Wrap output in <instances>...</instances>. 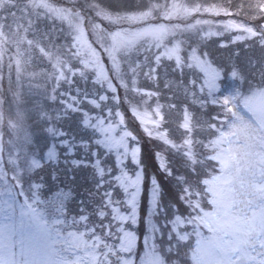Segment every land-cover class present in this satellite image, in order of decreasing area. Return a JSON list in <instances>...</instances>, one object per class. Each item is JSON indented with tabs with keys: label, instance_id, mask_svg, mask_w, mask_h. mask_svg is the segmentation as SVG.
<instances>
[{
	"label": "rangeland",
	"instance_id": "374dc122",
	"mask_svg": "<svg viewBox=\"0 0 264 264\" xmlns=\"http://www.w3.org/2000/svg\"><path fill=\"white\" fill-rule=\"evenodd\" d=\"M116 1L12 0L22 30L18 42L14 36H0V176H4L0 178V261L117 264L119 256L130 255L134 264H147L153 255H160V242L154 243L151 237L147 244L142 242L140 251L136 252V244L132 253H121L117 243L104 242L105 234L83 231L71 220L66 221L61 210L54 220L56 228H51L41 206L33 207L37 198L26 197L32 192L30 183L23 184L21 178L24 169L41 167L35 155L26 156L28 146L46 149L55 135V126L43 116L50 102L55 103V114L61 113L58 135L60 129L87 130L113 151L119 168L124 170L118 174L117 188L123 189L129 200L135 199L130 190L139 188L140 175L132 178L122 164L138 157L140 148L132 142V137L139 139L136 133L164 144L157 148L161 160H167L166 149L175 152L183 148L189 162H195L190 152L198 147L189 138L177 141L174 132L163 128L169 112L161 101L164 90L150 83L147 74L158 78L176 96L184 95L196 103L201 118L212 111L213 119L223 121L221 128L214 123L213 131H207L215 144L211 147L216 163L204 179L203 202L208 204L201 208L199 224L203 229L196 227L195 244L188 252L192 264H264L260 255L264 253V77L247 70L242 74L238 66L248 65L247 58L254 65L257 61L264 65V55L256 58L252 48L260 40L249 39L256 35L255 29L238 17L243 3L249 7L250 1L149 0L144 4L142 0H123V8H114ZM251 5V13L264 11V0H252ZM28 27L33 32L30 37L26 34ZM229 40L244 41L242 64L224 60L229 51L223 47ZM152 44L155 57L164 56L169 62L153 68L161 66L159 76L152 69L145 74V63L139 57L142 45ZM172 72L180 75L171 76ZM175 76L180 79L172 78ZM245 83L246 89L239 88ZM121 104L132 111V124ZM220 105L228 112L221 115L212 110ZM34 111L40 116L36 126L31 124ZM70 115L81 116L82 124L75 127ZM183 126L190 128L187 116ZM135 127L141 132H135ZM37 129L44 134L38 135ZM141 168L145 180L147 171ZM19 185L23 194L13 189ZM113 210L117 220H122V214ZM185 224L183 220L174 229L180 241L189 237L188 232L179 230ZM63 228L70 233H63ZM64 240L70 244L66 246ZM167 243L163 241V245ZM109 248L117 252L116 258L109 259ZM182 257L179 255L174 264H186Z\"/></svg>",
	"mask_w": 264,
	"mask_h": 264
},
{
	"label": "trees",
	"instance_id": "16d2710c",
	"mask_svg": "<svg viewBox=\"0 0 264 264\" xmlns=\"http://www.w3.org/2000/svg\"><path fill=\"white\" fill-rule=\"evenodd\" d=\"M123 0H118L115 3L114 8L116 6L123 8V4L121 3ZM241 1L242 0H237ZM245 7L246 5L243 3L240 13H238V17H240V21L249 24L250 27L255 29L256 35L250 37L251 40H264V11L258 12L255 10L256 13H251L253 10V6ZM15 2V1H14ZM14 2L12 0H0V36H6L9 38H12L13 36L16 38H13L15 41H20L21 38V20L19 23H17V14L14 11ZM130 2H136L135 0H131ZM142 2L148 3L149 0H142ZM262 2V1H260ZM107 3V2H103ZM254 3V2H253ZM112 3H110L111 5ZM247 4V3H246ZM245 5V6H244ZM254 5V4H253ZM258 5V3H257ZM112 6V5H111ZM145 7L144 5H140L139 8ZM233 8V7H232ZM31 27H28V31L26 32L27 37L32 36ZM20 33V34H19ZM258 34V35H257ZM44 37V35H43ZM220 39H217V42H221ZM259 41V42H260ZM244 42V41H243ZM243 42L240 41H227V44L223 49L226 51H229V55H224V60L231 59V61L235 63L242 64L240 61H242L243 57L241 55V46L244 45ZM257 43V50L253 46L256 53V58H261L264 55V43L260 44ZM143 49L140 50V60L145 63L144 68L148 67L147 69H142L145 73L148 70L152 69V72L154 75L159 76L161 74V66H159V69L153 70L156 65L165 64L168 65L169 62H167V59H164V56L158 57V59L155 57V51H152L153 44L152 45H142ZM222 47V46H218ZM229 47V48H228ZM236 49V53L233 54V50ZM264 58V56L262 57ZM139 59V58H138ZM137 59V60H138ZM248 65H238L242 69L240 72L243 74V71H251L253 76H259L260 74L264 77V65L261 62H258L254 65L251 58H247L245 61ZM163 66V65H162ZM178 71L181 70L179 67H177ZM151 73V72H150ZM183 73V72H182ZM146 74V73H145ZM172 75H180L179 72L177 73H170ZM184 75V74H183ZM150 83L157 84L159 89L161 88L164 90L162 94L161 101L164 104V108L168 109V113L166 112L165 118L163 119V128L165 130H170L171 133L174 132V136L176 140H183L189 138V142L192 141V145H195L198 147L195 152H190L191 156H195V162L191 161L189 162V159L187 157V154L185 153L186 149H180L175 152L168 151L166 149V158L167 162L169 164L168 171L172 174V178L168 176H164L161 169L158 168V154H157V148L158 146H163L164 144L156 140H152L151 138L144 136H140L136 133L139 139H136L132 137L133 143L137 144L139 146V152L137 159L139 160L138 167L144 166V169H146V177L144 180V193H145V200L142 203L140 209H139V225L138 227H135V230L138 234V242H137V250L140 251L142 248V242L143 237L145 235V223H144V217L147 210V202H146V196H147V190L149 187L148 178L155 176L159 178V181L164 189V201L165 203H168L169 201H174L176 204L180 205V211L185 212L189 211L191 213L190 216H186L184 218L186 224L181 226L180 229H183V233L188 232L189 237L184 241H180L179 233H176V238L179 240L176 242V244H173V247L171 251L176 252L177 249L179 250V255H182L183 257L180 259H184V261H188L186 264H189V262L192 264L193 261L188 257V252L191 250L194 246L193 237H195V230L198 226L199 228H202V225L199 224V219L201 217V208L204 205H207L208 203L203 202L205 200V197L203 194L205 193L206 185L204 184V179L207 176V174L213 170V166L215 165V160L212 158L215 151L212 149L211 145H215L212 141L213 137L208 138L207 131H213L211 128V124L215 125L218 128L222 127V120L213 119L215 117L212 115L214 112L209 111L206 114H203V117L199 116L202 111L200 110V107H197L196 103H193L189 101L188 98H186L184 95L179 97L176 96L171 90L168 89L167 86H164L162 82L157 81L158 78L150 77L146 74L145 77ZM176 80L180 79L175 77ZM185 78V77H184ZM152 79V80H151ZM162 79V78H161ZM148 82H145L146 85H151ZM248 83L243 84L242 86H239V88L246 89V86ZM256 86L254 85V88ZM160 89V91H161ZM176 89H178L176 87ZM181 89V88H180ZM72 91V89H71ZM180 92L182 90H179ZM183 92V91H182ZM241 92V90H240ZM170 96H173L174 98L171 99ZM88 100V99H87ZM241 100V99H240ZM61 101V99H60ZM58 100L57 103H60ZM89 101V100H88ZM122 109V112H125L128 121L132 124V120H130V112L132 111L121 104L120 105ZM47 111L44 113V117L47 118L45 120L48 121L50 124L55 126V135H52L50 138L52 139L53 136H58L59 139H63V135H58L56 132V126L59 123L60 125V118L61 113L55 114V103H49L46 107ZM103 109V108H102ZM212 110H218L219 112H222L225 114L228 111H225L223 106L220 105L217 107H212ZM31 116L33 119L31 120V124H34L35 126L39 123L40 116L39 113H35V111L32 113ZM73 114V113H72ZM212 115V119L210 120ZM189 118L190 121V128H185L183 126V118L185 117ZM71 120L74 122L75 127H78V125H81V119L78 116L70 115ZM204 119V121H203ZM219 123V124H218ZM129 126V125H128ZM130 127V126H129ZM135 132H141L140 130L133 128ZM75 131V128H74ZM81 131V132H80ZM71 132V130L66 129L64 133H66L65 139H70L71 143H81L82 147L85 149V151L88 153V159L92 160L94 157L97 158V161L100 159L101 162L105 165V167L110 166V173L113 174L110 176L109 171H105V168H102L101 170L99 167H101L100 164L96 163L93 167L95 169V174H93L92 168H81L75 172V180L69 179V173L63 166L59 169V175L60 179L58 181H53L49 179V170L47 167H44L41 165L38 169H41L42 171L38 172V169H32L31 171H26L25 169L22 171V181L23 184H28V189H30L32 192L26 194V197H36L37 200H35L33 207L37 205L41 206V210L43 213L46 214V219L48 223L50 224L51 228H56L54 224V220H57L59 210L62 211L65 215V220L77 224L78 227H81V229L84 231H91L93 230L90 225L87 223L86 218H80L77 219V217L80 216V212L84 209L89 210V215H91V210L95 205L100 204L105 199V192L106 190L115 189L114 192L108 191L107 192V200L105 201L108 208H112V200H114V197L120 196V191L118 190L117 186L119 184L118 182V175L119 173H123L124 170L119 168V164H117L115 160V156L112 155V150H107L105 146L99 141V139L94 135L91 134V132L85 130H80ZM217 131V129H216ZM221 131V129L219 130ZM38 135L44 134L42 130L37 129L36 132ZM219 133V132H218ZM75 136L74 138H72ZM143 139V140H142ZM58 142V141H57ZM212 142V143H211ZM194 146V147H195ZM28 152L26 156L29 155H35L36 158L42 159L44 155L45 149L38 148L36 146L30 145L28 146ZM217 148V147H215ZM112 151V152H111ZM198 151V152H197ZM129 159V158H128ZM128 161V160H127ZM125 165V163L122 164V166ZM116 166L120 169V171H117ZM128 169H131V165H128ZM101 171V172H100ZM216 172H219V170H216ZM8 175V174H7ZM43 176L44 180L43 182L39 181V177ZM97 177H99V186ZM180 177H183V179H179ZM0 178H4V176H0ZM1 180V179H0ZM7 180V179H6ZM8 181V180H7ZM32 181V182H30ZM35 181V182H33ZM32 183V184H31ZM22 184V185H23ZM19 186H14L13 189L16 194H23L20 190ZM46 185V186H45ZM67 186L71 188L74 192V198L72 195L68 193H64L63 195H57V189L60 188L63 190V187ZM183 186L184 188V194L181 196V199H177L178 196H180V188ZM181 200L183 203H181ZM201 202V203H200ZM184 205H187L188 207L185 208ZM39 208V207H38ZM114 212V210H113ZM67 213L74 214V217H71L67 215ZM116 219L117 215L114 212ZM63 217H61L62 219ZM70 218V219H69ZM60 219V220H61ZM95 219V217H93ZM195 223L197 225H195ZM195 227V228H194ZM203 229V228H202ZM81 230V231H82ZM63 233H67L68 228H63ZM73 231V230H72ZM99 232H103V229H97ZM70 233V232H69ZM92 234V233H91ZM104 237H107L108 242L110 243H118L115 240V237L119 234L116 232H111L109 230L108 233H104ZM163 241L166 243L167 240H160V253L164 250V248L167 246L163 245ZM64 243L66 246H68L70 243L66 240H64ZM63 244V242H62ZM158 244V243H157ZM166 254V253H165ZM169 259H172L171 257ZM176 262V261H175ZM185 264V263H184Z\"/></svg>",
	"mask_w": 264,
	"mask_h": 264
},
{
	"label": "snow or ice",
	"instance_id": "6c2138e0",
	"mask_svg": "<svg viewBox=\"0 0 264 264\" xmlns=\"http://www.w3.org/2000/svg\"><path fill=\"white\" fill-rule=\"evenodd\" d=\"M47 131L51 133L52 129L49 128ZM59 133L60 135L66 136L63 129H60ZM81 145L82 142L73 144L70 139H59L58 136L52 137V142L47 145L43 158L39 159V163L48 168L50 173L49 179L58 181L60 179L59 169L62 166L69 173V179L71 180H75V172L81 168H92L93 174H95L93 166L97 163V158L94 157L92 160H89L87 158L88 153ZM157 159L158 168L162 170L163 175L172 178V174L167 170L169 167L167 160H161L159 157ZM139 163L138 159H130L125 162V168L129 171L132 178H135L137 174L140 175L139 188L133 187L130 190L135 197L134 200H129L127 198L128 194L123 189H119L120 196L114 197L112 208H108L105 203L107 200V192H114L115 189L106 190L104 201L93 207L91 215H89L88 209H84L80 212V216L77 217V219L86 218L87 223L93 230L103 229V232L100 233L101 236L104 233H108L109 230L111 232L121 233L115 237L118 242L116 248L121 253H132L137 244L138 237L135 227L139 225V209L145 200L143 170L141 167H138ZM128 165H131V169H128ZM101 167L105 168V171H109L110 174V166L105 167L103 162H101ZM37 171L40 172L42 170L38 169ZM179 179H183V177ZM43 180L44 178L41 175L39 181L43 182ZM97 180V186H99V177H97ZM148 183L149 187L146 196L147 210L144 217L146 235L143 243L147 244L150 237L154 243H159L160 240H167L168 243L160 255H153L147 261V264H161V257H163L164 264H174V261L179 259V250L177 249L176 252L171 251L173 243L177 239L174 229L179 226V222L183 221L186 216H190L191 213L189 211L181 212L180 205L174 201L165 203L164 189L158 177H149ZM64 193H68L74 198V192L71 188L64 186L63 190L60 188L57 189V195H63ZM180 194L177 199H181V196L184 194L183 186L180 188ZM181 203H183L182 200ZM184 207L187 208L188 206L184 205ZM113 209H117L122 214V220L118 221L116 219ZM180 230L183 231V229ZM104 242L108 243V240ZM261 247H264V244ZM106 251L111 253L109 259L117 257V252L111 248ZM101 254L104 253L102 252ZM260 255L264 256V253ZM170 257L172 259H169ZM0 264H3V262L0 261ZM117 264H134V261L130 255L127 257L119 256Z\"/></svg>",
	"mask_w": 264,
	"mask_h": 264
}]
</instances>
